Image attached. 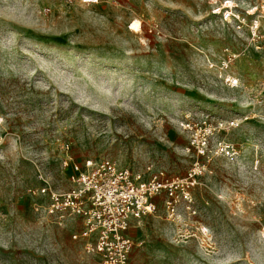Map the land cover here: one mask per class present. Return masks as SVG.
Here are the masks:
<instances>
[{
	"label": "rangeland",
	"instance_id": "374dc122",
	"mask_svg": "<svg viewBox=\"0 0 264 264\" xmlns=\"http://www.w3.org/2000/svg\"><path fill=\"white\" fill-rule=\"evenodd\" d=\"M227 5L247 22L264 12L261 0H0V264H102L73 238L80 218L49 214L37 192L71 187L65 160L100 159L145 180L197 172L191 202L171 214L162 194L133 220L129 264H264V20L252 39L222 20ZM227 49L236 86L219 71Z\"/></svg>",
	"mask_w": 264,
	"mask_h": 264
},
{
	"label": "built area",
	"instance_id": "2783aa9c",
	"mask_svg": "<svg viewBox=\"0 0 264 264\" xmlns=\"http://www.w3.org/2000/svg\"><path fill=\"white\" fill-rule=\"evenodd\" d=\"M261 6L264 7V0H261ZM225 8L221 12L223 21L234 22L238 29L247 26L251 38L257 37L264 12L256 14L257 7L253 12L247 10V15L253 16L247 22L237 6ZM226 51L230 56L222 60L219 71L226 72L224 80L227 84L236 86L239 79L227 73L236 54L230 53L229 49ZM219 145L221 152L230 153L229 144ZM69 163H72L71 187L57 191L45 186L37 192L48 197L46 210L49 214L80 218V231L73 238L83 240L84 250L99 255L102 264H129L134 242L128 231L133 220L157 212L156 199L162 194L165 195L163 205L172 214L180 199L192 201L191 189L197 184L195 169L184 179L171 178L161 171L145 180L141 174L120 167L110 159L86 160L82 164L70 160L64 162L66 166Z\"/></svg>",
	"mask_w": 264,
	"mask_h": 264
}]
</instances>
